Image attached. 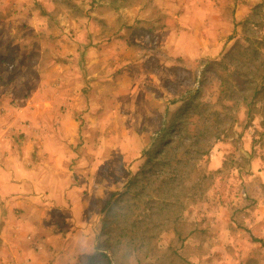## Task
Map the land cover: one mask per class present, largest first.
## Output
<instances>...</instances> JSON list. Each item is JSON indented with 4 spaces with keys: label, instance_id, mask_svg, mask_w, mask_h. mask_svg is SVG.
Instances as JSON below:
<instances>
[{
    "label": "rangeland",
    "instance_id": "374dc122",
    "mask_svg": "<svg viewBox=\"0 0 264 264\" xmlns=\"http://www.w3.org/2000/svg\"><path fill=\"white\" fill-rule=\"evenodd\" d=\"M12 1L0 164L37 202L0 264H264V0Z\"/></svg>",
    "mask_w": 264,
    "mask_h": 264
},
{
    "label": "crops",
    "instance_id": "0c3cea01",
    "mask_svg": "<svg viewBox=\"0 0 264 264\" xmlns=\"http://www.w3.org/2000/svg\"><path fill=\"white\" fill-rule=\"evenodd\" d=\"M1 2H3V5L0 4V22H5L6 20L10 21V16L15 11L14 3L12 1L4 5V0ZM4 147L5 146H3V149ZM5 167L6 169L2 168L0 164V238H3L8 233V229L14 236L15 234H25V230L30 233L27 223L24 225L22 223L23 221H18L16 222L17 225H13L10 223V218L12 217L14 219V210L16 207H18L17 209H22L25 205H29V200H35V202H37L36 197L31 196L33 192H31L30 185H26V183L16 178L10 167Z\"/></svg>",
    "mask_w": 264,
    "mask_h": 264
},
{
    "label": "trees",
    "instance_id": "16d2710c",
    "mask_svg": "<svg viewBox=\"0 0 264 264\" xmlns=\"http://www.w3.org/2000/svg\"><path fill=\"white\" fill-rule=\"evenodd\" d=\"M229 56H226L224 59H228ZM224 59H223V63H224ZM260 71H254V72H250V75H254V78H251L250 80H246L245 84L249 85L250 87H252V89L254 90V92L252 94H250L249 96H246L243 99V105L248 107L250 105L254 106L258 101H260V95H262L264 93V76L262 74H264V72L262 74H259ZM257 76V77H256ZM248 79V78H247ZM224 82V80H222ZM227 86H222L223 89H225ZM250 113V110H249ZM168 145V144H167ZM162 151V150H161ZM160 151V152H161ZM162 154V153H160ZM151 157H149L147 160L150 161ZM136 177H133V179L130 181L129 186H134L135 181H136Z\"/></svg>",
    "mask_w": 264,
    "mask_h": 264
},
{
    "label": "clouds",
    "instance_id": "9594fccd",
    "mask_svg": "<svg viewBox=\"0 0 264 264\" xmlns=\"http://www.w3.org/2000/svg\"><path fill=\"white\" fill-rule=\"evenodd\" d=\"M75 248L80 256L90 257L94 255L96 245L91 241L87 233H81L75 240Z\"/></svg>",
    "mask_w": 264,
    "mask_h": 264
}]
</instances>
